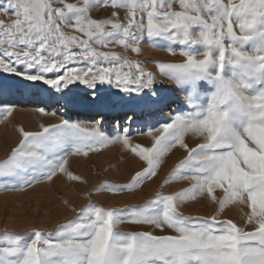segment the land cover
<instances>
[{
  "label": "snow or ice",
  "instance_id": "snow-or-ice-1",
  "mask_svg": "<svg viewBox=\"0 0 264 264\" xmlns=\"http://www.w3.org/2000/svg\"><path fill=\"white\" fill-rule=\"evenodd\" d=\"M144 42L170 59H139ZM0 74L12 80L0 82V94L51 98L83 85L74 103L102 118L131 112L128 121L150 140L134 143L130 126L106 135L99 119L18 127V143L0 159L3 190L58 174L87 184L69 170V157L113 144L144 166L125 183L81 193L80 207L65 198L74 215L52 228L0 229V264H264V0H0ZM159 77L172 87H157ZM13 110L0 106V122ZM174 150L183 156L161 188L187 187L141 204L104 207L92 198L141 189ZM201 200L216 205L211 215L181 211ZM229 207L239 208L242 225L222 218ZM122 224L151 230H118Z\"/></svg>",
  "mask_w": 264,
  "mask_h": 264
},
{
  "label": "rangeland",
  "instance_id": "rangeland-1",
  "mask_svg": "<svg viewBox=\"0 0 264 264\" xmlns=\"http://www.w3.org/2000/svg\"><path fill=\"white\" fill-rule=\"evenodd\" d=\"M104 14L103 9H94L93 15L99 16ZM7 19L8 17H3ZM144 53L139 59H170L167 53L157 48L149 46L147 42L143 43ZM126 55H135L132 53H124L123 49L117 48ZM150 69L155 70L154 64L147 65ZM163 81V85L157 87L171 88L170 81L159 77ZM0 82L11 84L10 77L0 74ZM105 87L106 86H100ZM112 91H115L113 89ZM18 95H21V98ZM84 95V86L77 85L72 88V91L67 95L56 93L49 98L46 95H31L21 94L15 89H11L3 94H0V106L10 105L13 107L12 116L0 122V159H3L18 143L20 136L18 127H23L26 131H37L41 124L58 123L61 119L71 118L74 122H80L89 125L95 120L102 121V131L106 135L113 136L119 130L122 131L124 127L130 126L129 135L134 143H141L148 145L150 140L139 134V125L131 124L128 121L129 116H133L128 112L127 116L123 113L115 111L109 113L105 117H99L94 111L81 112L79 106L74 101ZM179 92L175 96H179ZM172 94L169 93V98ZM40 101L45 104H40ZM176 104H171L170 107L163 108V114L166 116L171 109L175 108ZM43 108L44 114L36 111ZM86 108V107H85ZM121 117H123L121 119ZM143 119H150V117H142ZM133 119L136 117L133 116ZM160 122H165L161 120ZM152 126H158L153 124ZM146 131V128L144 129ZM189 143L195 142L193 138H188ZM182 151L174 150L165 157V163L161 166L158 176L153 181H146L141 189L133 193H92V198L104 207L122 206L124 204H141L157 191L172 192L188 186V181H176L161 188L164 177L175 165V163L182 158ZM69 170L74 174L82 176L88 181L87 184L69 181L65 176L58 174L51 182L43 181L34 184L31 187L24 189H0V229L7 227L9 230L16 232H24L26 229L37 226L52 228L55 224L71 218L74 213L72 209L64 203V199H68L72 206L80 207L86 203L81 193L87 192L95 188L103 181L112 183L127 182L136 171H139L144 165L132 153L124 150L120 144L109 145L98 152L89 153L85 156H70ZM216 205L209 204L207 200L199 202H187L181 211L188 215H211ZM231 218L238 224L242 225L241 213L237 207H229L222 214V218ZM121 231H148L151 230L149 226H136L129 224H122L118 226ZM155 234H162L159 230Z\"/></svg>",
  "mask_w": 264,
  "mask_h": 264
},
{
  "label": "bare ground",
  "instance_id": "bare-ground-1",
  "mask_svg": "<svg viewBox=\"0 0 264 264\" xmlns=\"http://www.w3.org/2000/svg\"><path fill=\"white\" fill-rule=\"evenodd\" d=\"M19 97L16 96V98H21L22 96L21 95H18ZM45 104V102L43 101H40V104ZM80 111L81 112H91L88 108H85V107H79ZM100 117V116H99Z\"/></svg>",
  "mask_w": 264,
  "mask_h": 264
}]
</instances>
